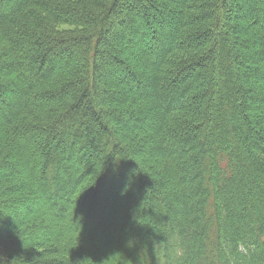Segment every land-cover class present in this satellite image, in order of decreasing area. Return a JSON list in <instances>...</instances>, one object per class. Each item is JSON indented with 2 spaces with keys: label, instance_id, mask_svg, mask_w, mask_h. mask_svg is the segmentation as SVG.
<instances>
[{
  "label": "trees",
  "instance_id": "trees-1",
  "mask_svg": "<svg viewBox=\"0 0 264 264\" xmlns=\"http://www.w3.org/2000/svg\"><path fill=\"white\" fill-rule=\"evenodd\" d=\"M0 264H264V0H0Z\"/></svg>",
  "mask_w": 264,
  "mask_h": 264
}]
</instances>
